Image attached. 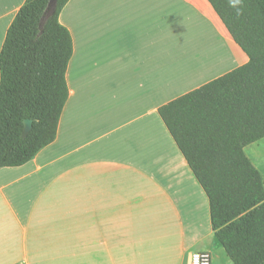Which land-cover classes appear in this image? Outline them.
Here are the masks:
<instances>
[{
	"label": "crops",
	"instance_id": "1",
	"mask_svg": "<svg viewBox=\"0 0 264 264\" xmlns=\"http://www.w3.org/2000/svg\"><path fill=\"white\" fill-rule=\"evenodd\" d=\"M24 1L0 0V49ZM58 21L72 43L68 97L54 140L0 168V264H185L191 251L233 264L158 114L247 61L212 6L68 0ZM208 32L219 54L199 47Z\"/></svg>",
	"mask_w": 264,
	"mask_h": 264
},
{
	"label": "trees",
	"instance_id": "2",
	"mask_svg": "<svg viewBox=\"0 0 264 264\" xmlns=\"http://www.w3.org/2000/svg\"><path fill=\"white\" fill-rule=\"evenodd\" d=\"M57 0H25L0 49V168L19 166L51 143L68 97L70 33ZM247 61L158 107V114L209 203L216 239L233 264H264V183L244 148L264 137V0L236 17L207 0ZM24 119L31 120L23 134Z\"/></svg>",
	"mask_w": 264,
	"mask_h": 264
},
{
	"label": "rangeland",
	"instance_id": "3",
	"mask_svg": "<svg viewBox=\"0 0 264 264\" xmlns=\"http://www.w3.org/2000/svg\"><path fill=\"white\" fill-rule=\"evenodd\" d=\"M212 35L213 34L208 32V35H206L205 37L202 36L201 39L203 38L202 39L203 42H202V45H200L199 47H201L202 49L208 48L211 51H214L215 54H219L220 51H222V49L224 50V48L223 47L221 48V46L218 44L219 42L217 41V39L214 38V36ZM244 151L246 155L249 157V159L251 160V162L254 164V166L261 173L263 183H264V137L259 139L256 142H253L247 145L244 148Z\"/></svg>",
	"mask_w": 264,
	"mask_h": 264
},
{
	"label": "built area",
	"instance_id": "4",
	"mask_svg": "<svg viewBox=\"0 0 264 264\" xmlns=\"http://www.w3.org/2000/svg\"><path fill=\"white\" fill-rule=\"evenodd\" d=\"M185 264H211V255L207 251L188 252Z\"/></svg>",
	"mask_w": 264,
	"mask_h": 264
},
{
	"label": "water",
	"instance_id": "5",
	"mask_svg": "<svg viewBox=\"0 0 264 264\" xmlns=\"http://www.w3.org/2000/svg\"><path fill=\"white\" fill-rule=\"evenodd\" d=\"M57 0H48L47 5L43 11L41 20H40V28L44 25L46 19L54 12L56 7ZM24 127H23V134L27 133L31 128V120L30 119H24L23 121Z\"/></svg>",
	"mask_w": 264,
	"mask_h": 264
},
{
	"label": "clouds",
	"instance_id": "6",
	"mask_svg": "<svg viewBox=\"0 0 264 264\" xmlns=\"http://www.w3.org/2000/svg\"><path fill=\"white\" fill-rule=\"evenodd\" d=\"M226 3L234 11L236 17L243 14L245 0H226Z\"/></svg>",
	"mask_w": 264,
	"mask_h": 264
},
{
	"label": "bare ground",
	"instance_id": "7",
	"mask_svg": "<svg viewBox=\"0 0 264 264\" xmlns=\"http://www.w3.org/2000/svg\"><path fill=\"white\" fill-rule=\"evenodd\" d=\"M214 46V45H213ZM208 49V48H207ZM202 50V49H201ZM201 50H199V51H201ZM208 52V51H207ZM202 53V52H201ZM201 53H199V55L201 56ZM210 53V52H209ZM208 54V53H207ZM211 55V54H210ZM214 57V56H213ZM196 58V57H195ZM201 58V57H200ZM199 58V59H200ZM209 59V58H208ZM196 60V59H195ZM204 61V60H203ZM207 61V60H206ZM200 62V61H199ZM192 64V63H191ZM197 67V66H196Z\"/></svg>",
	"mask_w": 264,
	"mask_h": 264
}]
</instances>
